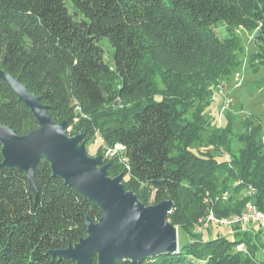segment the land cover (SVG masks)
I'll use <instances>...</instances> for the list:
<instances>
[{"label":"trees","instance_id":"trees-1","mask_svg":"<svg viewBox=\"0 0 264 264\" xmlns=\"http://www.w3.org/2000/svg\"><path fill=\"white\" fill-rule=\"evenodd\" d=\"M247 17L259 28L258 55L264 59V0H0V68L40 95L58 122L67 120L69 128L86 114V137L99 133L107 145L122 144L130 169L115 159L109 175L123 173L126 189L142 203L172 199L169 220L175 226L193 219L184 222L189 242L177 252L118 264H264L257 258L260 232H238L231 240L217 229L196 231L207 213L205 198L216 200L227 191L228 199L216 201L217 216L240 213L250 200L264 212V144L249 139L228 161L197 153L190 144L201 129L179 123V102L161 89L147 95L157 73L146 68L151 51L167 56L164 71L214 61L218 74L225 73L236 60L231 25H247ZM220 22L228 23V36L213 31ZM105 40L112 63L104 57ZM132 95L140 100L131 110L115 106L116 97ZM0 125L20 135L38 127L31 109L1 78ZM1 148L0 264H75L48 252L86 236L84 215L97 221L101 207L53 176L45 160L35 170V191L24 172L1 165ZM250 185L254 197L245 195ZM240 242L250 254L235 251Z\"/></svg>","mask_w":264,"mask_h":264},{"label":"water","instance_id":"water-1","mask_svg":"<svg viewBox=\"0 0 264 264\" xmlns=\"http://www.w3.org/2000/svg\"><path fill=\"white\" fill-rule=\"evenodd\" d=\"M0 78L31 109L38 123L22 135L0 125L1 165L24 172L37 191L35 170L45 160L53 176L102 209L97 221L84 215L86 236L66 248L50 250V255L75 264H93L95 257L97 264H118L121 260L138 263L179 250L178 228L169 220L175 205L172 199L142 203L134 191L126 189L123 173L109 175L112 161L105 162L101 153H88L86 132L70 135L68 121L58 122L50 106L18 77L0 68Z\"/></svg>","mask_w":264,"mask_h":264},{"label":"rangeland","instance_id":"rangeland-1","mask_svg":"<svg viewBox=\"0 0 264 264\" xmlns=\"http://www.w3.org/2000/svg\"><path fill=\"white\" fill-rule=\"evenodd\" d=\"M245 20H249L247 25L243 21L231 25L238 38L233 51L236 60L232 61L225 73L218 74L214 61L208 62L206 66L192 61L187 66L179 64L171 67L173 72L164 71L169 62L160 49L154 50L155 53L151 51L146 66L150 73L157 72L154 74L155 85L147 95H153L156 89H161L179 102V123L198 125L201 129L198 138L190 144L191 149L220 161H228L230 156H239L249 139L264 144V59L258 55L256 40L259 28L255 25L254 17ZM227 27L228 23L220 22L213 31L225 37L228 36ZM103 47L105 60L112 63V48L106 40ZM160 55L166 60L160 61ZM139 100V95L118 96L115 106L129 111ZM56 117L59 121L63 119L58 114ZM82 120L76 119L68 128L72 135L84 132V122L89 120L88 115L84 114ZM253 131L255 137L251 136ZM88 137V153L96 156L101 148L97 133L90 132ZM215 137L217 140L213 142ZM221 152L223 157L219 156ZM222 180L224 178L219 180L220 184ZM225 195L229 198L231 192L227 191ZM237 197L235 193L234 198ZM153 204L152 199L148 205ZM192 220L189 218L176 224L180 246L189 242V236L182 227L184 222L190 223Z\"/></svg>","mask_w":264,"mask_h":264},{"label":"built area","instance_id":"built-area-1","mask_svg":"<svg viewBox=\"0 0 264 264\" xmlns=\"http://www.w3.org/2000/svg\"><path fill=\"white\" fill-rule=\"evenodd\" d=\"M98 140L101 144V154L106 162L117 160L121 165L126 166V169H130L129 158L125 153V147L120 144L107 145L104 138L101 134H97ZM256 193V189L253 186H248L245 191V195L249 197H254ZM223 200L228 199L225 193L221 196H217L216 200L206 197L205 202L208 204L207 213L205 216L200 218L199 223L196 227V231L202 233L203 231L213 232L214 229L228 239L234 240L236 239V234L241 227L245 225L250 226L251 230L254 231L253 234L260 232L261 241H262V253L264 257V212L261 211L253 200H250L246 203L243 210L240 213H236L230 216H217L215 212V204L219 198ZM240 226L239 229L235 230L234 227ZM237 231V232H236ZM236 252H242L244 254H250L249 249L245 242H240L235 246ZM263 262V260H258ZM261 264V263H259Z\"/></svg>","mask_w":264,"mask_h":264},{"label":"crops","instance_id":"crops-1","mask_svg":"<svg viewBox=\"0 0 264 264\" xmlns=\"http://www.w3.org/2000/svg\"><path fill=\"white\" fill-rule=\"evenodd\" d=\"M239 231H242V233L249 232V233H251L252 236L255 235V234H253L254 231H252L251 228H250V226H247V225H245L244 227H241ZM257 258H258V260H263L264 259L262 250H260L258 252Z\"/></svg>","mask_w":264,"mask_h":264}]
</instances>
